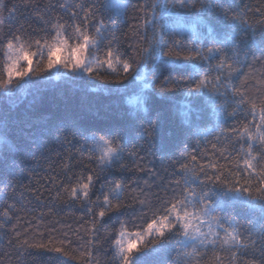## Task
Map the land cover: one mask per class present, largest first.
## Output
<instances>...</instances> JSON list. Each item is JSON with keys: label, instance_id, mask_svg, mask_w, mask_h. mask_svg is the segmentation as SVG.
<instances>
[{"label": "trees", "instance_id": "trees-1", "mask_svg": "<svg viewBox=\"0 0 264 264\" xmlns=\"http://www.w3.org/2000/svg\"><path fill=\"white\" fill-rule=\"evenodd\" d=\"M61 2L0 0V41L6 43L9 31L20 26L29 35H32L30 29L40 31L44 27L39 19L41 16L44 20L60 17L64 22L67 20L66 13L58 7H49ZM115 3L118 4V1ZM144 3L145 0H128L124 16H121L122 9L118 7L98 14L105 25H115L110 31L118 38L122 59L142 63V49L148 47L152 37L151 28L144 26V20L148 18L144 14ZM216 3L222 6V10L205 13L207 25H196L197 31L207 32L211 27L227 37L235 34L237 43L241 39L248 42V47L240 54L241 60L247 56V64L233 65L234 68H242L243 74L230 79L222 77L218 87L225 96L221 99L213 101L208 96L203 97L210 113L213 103L222 106V111L217 109L222 116L219 121L216 116L210 115L199 124L198 129L189 130L184 108L189 99L185 89H172L170 85L165 88L161 84L165 76L182 74L175 70L177 65L155 70L156 92L152 94L151 89L146 90L150 93L149 103L138 108L133 107V93L140 85L131 82L132 76L121 83H110L88 75L68 78L65 74L57 78V71L53 69L50 74H43L44 79L33 78L32 84L24 90L14 89L11 94L0 92V133L4 141L22 149L18 153L8 151L6 146L0 147V205H15V210H10V222L5 223L0 212V223L5 224L0 230V264H116L112 250L114 232L120 229V222H127L128 231H135L136 226L148 219L141 215L143 209L139 204V200L145 199L144 194H147L152 207H158L155 194L161 199L168 198L170 194L166 195V190L178 178L175 172L181 162L180 154H194L192 149L197 147L199 162L207 165L216 162L213 144L221 151L230 148L221 132L227 134L238 123H247L239 118L232 119V113L237 111L232 102V89H236L237 95L255 93L259 82L264 81V0H216ZM196 7L199 11L200 4ZM12 8H15L14 16L9 15ZM224 11L229 17L233 14L239 16L246 31H241L230 19L225 22ZM107 51L101 46L96 55L103 61ZM179 55L183 58L187 53ZM4 59L0 55V69ZM37 59L34 57V67ZM217 63L212 62L209 79L220 75L215 71ZM148 71H152L151 66ZM141 75H144L143 69ZM112 79L109 77V80ZM149 121L158 122V127L151 130V144L139 139L140 125L148 127ZM112 128L132 138L128 151L136 156L129 158L125 155L123 163L126 167L118 168L115 176L105 172L98 179L94 177L96 194L99 195L101 184L109 185L114 179L121 180L125 188L121 202L128 208L112 214L110 218L106 216L103 221H92L84 205L80 201L73 202L68 191L79 177L89 174L90 168L95 169V164L87 159L91 147V141L86 139L88 134H103ZM193 132L196 134L193 135ZM217 136H220L219 143ZM236 159L233 156L231 163L234 164ZM218 163L227 166L229 161L221 159ZM255 186L253 182L254 190ZM92 199L95 200V196ZM217 214L237 222L245 247L233 250L235 254L231 259L227 252L210 249L198 264H217L218 256L223 258V264H264V210L238 202L226 206ZM92 223L97 229L95 234L86 231ZM224 226L228 227L227 224ZM18 233L19 240L26 239L28 245L46 244L48 247L23 245L18 242ZM65 237L72 241V247L65 248L71 253L69 257L51 251L53 247H64ZM85 249L92 253L90 261L82 258ZM168 255L175 257L176 253L169 250L165 256ZM177 264H180L179 259Z\"/></svg>", "mask_w": 264, "mask_h": 264}, {"label": "snow or ice", "instance_id": "snow-or-ice-1", "mask_svg": "<svg viewBox=\"0 0 264 264\" xmlns=\"http://www.w3.org/2000/svg\"><path fill=\"white\" fill-rule=\"evenodd\" d=\"M197 4H200L199 11ZM49 7H58L66 13L67 20L61 22L60 17L44 20L41 16L39 19L44 27L40 31L30 29L32 35H29L20 26L9 31L6 43L0 41V55L5 58L0 69V92L11 94L14 89L24 90L32 84L33 78L44 79L43 74H50L53 69L57 71V78L65 74L68 78L88 75L110 83H121L132 76L131 82L140 85L138 91L133 93V107L138 108L149 103L150 93L146 90L151 89L152 94L156 92L155 70L177 65L175 70L182 74L165 76L161 84L165 88L170 85L172 89H185L189 99V104L184 105L189 130L198 129L199 124L210 115L216 116L218 121L222 119L217 111H222V106L213 103L210 113L203 97L208 96L209 100L216 101L225 96L218 86L222 77L230 79L243 74L242 68H234L233 65L247 64V56L241 60L240 54L248 47V42L241 39L237 43L235 34L227 37L211 27L207 32L197 31L196 25H207L205 13L222 10L216 0L203 3L201 0H145L143 9L148 18L144 20V26L151 28L152 37L148 47L142 49V63L121 58L118 38L110 31L115 25H105L103 19L98 17L101 11H110L113 7L122 9L121 16L126 15L128 0L120 4L114 0H62L58 5ZM9 15H15V8L9 10ZM229 19L241 31H246L239 16L233 14L229 17L228 12L224 11V21ZM17 32L20 34L17 35ZM101 46L108 49L103 61L96 55ZM181 52L187 53V56L181 58ZM33 57H38L35 67ZM213 61H218L215 71L220 75L209 79ZM149 66L152 71H148ZM142 69L144 75H141ZM109 77L113 79L109 80ZM260 89H264V81L259 82L255 93L237 95L236 89H232V102L237 109L232 113V119L239 118L247 123H238L227 134L221 132L225 142L231 146L221 151L216 144L212 145L216 162L201 164L197 147L192 149L194 154L185 156L181 153V162L175 172L178 178L166 190V195L170 194L168 198L161 199L155 194L158 207H152L147 194H144L145 199L139 200V204L143 209L141 215L148 219L136 226L135 231H128L127 222H120L121 227L114 232L112 241L116 264H177L178 259L180 264L184 261L198 264L210 249L227 252L231 259L235 254L233 250L245 247L237 222L217 213L238 202L264 210V91ZM121 90L127 91L118 89ZM156 127L158 122L149 121L148 127L141 124L139 139L151 144V130ZM86 139L91 141L87 159L95 164V169L90 168L86 177H79L75 186L68 191V196L73 202L80 201L84 205L92 221H103L106 216L110 218L112 214L128 208L121 202L124 182L114 179L109 185L101 184L97 195L94 177L98 179L105 172L115 176L118 168L126 167L123 163L125 155L135 158L136 154L128 151L132 138L116 128L108 129L103 134L90 132ZM216 140L219 143L220 136ZM196 143L199 145L200 141ZM4 146L8 151H22L19 146L4 141L0 133V147ZM233 156L237 157L234 164L231 163ZM221 159L229 161V164H219ZM253 182L256 184L255 190ZM10 210H15V205H0L5 223L11 220ZM4 227L5 224L0 223V230ZM86 231L95 234V223ZM17 237L18 242L28 245L26 239L19 240V233ZM65 240L64 247H53L51 251L69 257L71 253L65 248L70 249L72 241L67 237ZM28 246L48 247L46 244ZM169 250L175 252L176 256H165ZM91 257V251L85 249L82 258L90 261ZM216 260L217 264H223L222 257L218 256Z\"/></svg>", "mask_w": 264, "mask_h": 264}, {"label": "rangeland", "instance_id": "rangeland-1", "mask_svg": "<svg viewBox=\"0 0 264 264\" xmlns=\"http://www.w3.org/2000/svg\"><path fill=\"white\" fill-rule=\"evenodd\" d=\"M115 1H116V2L118 1V4L121 3V2H120L121 0H114V2H115ZM33 62H34V57H33Z\"/></svg>", "mask_w": 264, "mask_h": 264}]
</instances>
